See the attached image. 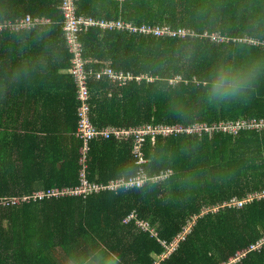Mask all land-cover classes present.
Returning a JSON list of instances; mask_svg holds the SVG:
<instances>
[{
  "label": "trees",
  "instance_id": "16d2710c",
  "mask_svg": "<svg viewBox=\"0 0 264 264\" xmlns=\"http://www.w3.org/2000/svg\"><path fill=\"white\" fill-rule=\"evenodd\" d=\"M61 3L0 0V23L25 16L49 21L28 32L0 31V50L5 41H20L42 61L45 50L55 47L60 61V68L49 60L29 64L34 71L24 79L25 90L41 98V129L57 135L38 138L35 147L23 151L0 147V264H63L68 248L85 250L96 241L114 249L121 261L154 264L164 250L159 240L169 244L183 229L184 239L160 264H221L262 240L260 250L234 264H264V199L242 208L232 205L264 193V129L200 138L157 136L154 143L148 136L137 154L132 138H96L89 143V181L105 184L143 174L148 181L142 188L87 198H31L79 184L83 142L76 137L79 102ZM77 5L79 16L194 34L180 38L100 29L79 34L88 71L108 65L141 77L121 85L90 77V117L96 127L264 120V76L245 95L222 103L208 102L204 92L217 63L264 58V49L247 41L264 40V0H79ZM213 34L226 40L216 42ZM2 84L7 79L0 77ZM189 174L191 180L185 181ZM133 213L150 229L135 220L123 222Z\"/></svg>",
  "mask_w": 264,
  "mask_h": 264
},
{
  "label": "built area",
  "instance_id": "2783aa9c",
  "mask_svg": "<svg viewBox=\"0 0 264 264\" xmlns=\"http://www.w3.org/2000/svg\"><path fill=\"white\" fill-rule=\"evenodd\" d=\"M79 0H62L61 6H59L63 14V32L65 40L67 42V47L72 55L70 74L72 75L74 82L77 86V117L78 126L76 130V137L81 139L83 146L80 149L79 158V184L76 187H68L63 189H52L49 192L41 191L39 193L33 194V199H42L45 197H53L55 199L65 198V197H81L87 198L93 194H99L105 191H117V190H131L142 188L148 179L140 174L137 177L123 180L109 181L105 184L92 183L88 179V155H89V143L94 141L96 138L109 139L113 138L116 141H122V139L132 138L134 145L133 151L136 153L139 151L140 147L144 144V139L146 137L151 138V143H154L157 136H196L200 138L203 135L211 136L213 133L221 132L228 135H236L240 131L244 130H262L264 129V120H244L237 119L234 121H219L213 122L211 124L207 123H193L189 125L183 124H146L140 127L131 128H117V127H96L90 117L91 107H90V91L88 87V80L91 76L97 79L102 77H107L112 83L123 84L127 81H132L133 79L141 80V77L134 76L131 73H122L114 71L108 65L103 67L99 71H88L86 69V61L83 57V47L79 42V34L90 29H100L108 32H123L128 34H140V35H155V36H171L183 38L187 35H194L191 31L182 28L172 29L167 26H150L142 25L136 26L131 23L124 22L122 20H106V19H96L92 17L79 16L77 3ZM122 2L123 0H117ZM49 21L45 18H32L31 16H25L14 22L5 21L0 23V31H9L14 33L28 32L34 30L38 27L47 26ZM211 39L216 42H221L226 40L219 34L211 35ZM255 45H259L264 49V40H251L248 39ZM137 154V153H136ZM162 175L156 180L159 181L165 178ZM264 199V193L261 195H253L249 199L240 202H232V205L242 208L245 204L252 202L254 199ZM24 199H29L24 198ZM135 220L136 225L142 229H150L147 222L138 220L136 215L133 213L127 215L123 220L124 223ZM187 229H183L182 234H179L175 239L169 243L165 244L163 241L159 240L161 247L164 249L158 260L154 264H160V261L166 258L170 252H172L179 241L184 239ZM263 240L257 242L256 244L250 245L247 249L238 251L235 256H233L230 261L221 264H234L245 257L246 253L249 251H258L261 249Z\"/></svg>",
  "mask_w": 264,
  "mask_h": 264
},
{
  "label": "crops",
  "instance_id": "0c3cea01",
  "mask_svg": "<svg viewBox=\"0 0 264 264\" xmlns=\"http://www.w3.org/2000/svg\"><path fill=\"white\" fill-rule=\"evenodd\" d=\"M78 8V5H77ZM20 41H5L0 50V77L7 79V85L0 87V147L23 151L25 146L38 144V138L57 135L43 132L41 103L37 102V91H28L24 87L25 75L34 71L27 65L50 61L51 65L59 66V58L55 47L45 50L42 61L35 60L29 48L23 47ZM60 68V66H59ZM64 71L62 70V73ZM41 71L37 74L40 77ZM9 83L14 86H8ZM61 122L59 123V125ZM46 126V123L44 124ZM48 126V124H47ZM59 128V127H58ZM121 264H139L133 258L121 261Z\"/></svg>",
  "mask_w": 264,
  "mask_h": 264
},
{
  "label": "clouds",
  "instance_id": "9594fccd",
  "mask_svg": "<svg viewBox=\"0 0 264 264\" xmlns=\"http://www.w3.org/2000/svg\"><path fill=\"white\" fill-rule=\"evenodd\" d=\"M264 76V58H249L239 64L219 62L205 81V98L211 103H222L245 95ZM191 175L184 177L191 180ZM63 264H121L119 254L106 244L96 241L85 250L68 248Z\"/></svg>",
  "mask_w": 264,
  "mask_h": 264
}]
</instances>
